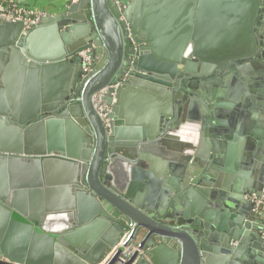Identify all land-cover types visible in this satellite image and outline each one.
Returning <instances> with one entry per match:
<instances>
[{
  "label": "water",
  "instance_id": "obj_1",
  "mask_svg": "<svg viewBox=\"0 0 264 264\" xmlns=\"http://www.w3.org/2000/svg\"><path fill=\"white\" fill-rule=\"evenodd\" d=\"M259 5L260 0H70L65 13L41 15L30 27L23 21L1 22L0 264H99L106 258L105 264H212L216 257L246 252L249 243L238 232L255 218L254 229L262 236L264 214L253 211L245 196L256 193L264 199V190L241 186L224 199L208 185L209 171L199 170V163L186 169L151 153L157 150L164 118L170 130L180 124V118L168 119L173 98L180 99L167 90L176 86L172 79L178 69L187 63L189 74L198 66L207 73L210 60L252 54ZM86 51L92 60L89 72L80 57ZM119 79L127 85L109 88ZM75 81L80 83L76 90ZM132 86L161 100L155 132L144 138L119 120L132 106ZM74 91L77 99L70 101ZM197 105L207 112L196 97L187 108ZM124 133L135 136L122 148ZM154 138L155 143H140ZM125 171L127 179L163 191L161 204L149 206L134 198L130 191L138 186L123 184ZM58 185L87 200L92 215L112 225V236L99 246L101 256L95 258L83 244L80 223L51 226L42 217L50 206L44 205L41 191ZM173 191H191L199 207L171 215L163 203ZM208 192L214 199L208 205L223 212L219 220L204 210ZM257 232L252 238L261 249L264 242Z\"/></svg>",
  "mask_w": 264,
  "mask_h": 264
},
{
  "label": "crops",
  "instance_id": "obj_2",
  "mask_svg": "<svg viewBox=\"0 0 264 264\" xmlns=\"http://www.w3.org/2000/svg\"><path fill=\"white\" fill-rule=\"evenodd\" d=\"M13 1L23 5L40 17L41 15L58 16L65 13L70 0ZM77 1L73 0L74 3H77ZM232 86L234 92L228 88L220 93V97L226 99V103H230V108L215 110L213 111L215 113H212L210 117L213 123L216 122L217 124L219 121L217 126H219L220 131L217 135L213 131L214 140L209 145L214 146L216 151L208 145L204 147L202 142L200 144L198 125L191 124L190 120L188 123L184 122L185 115L188 116L189 108L182 116L183 119L181 118L179 127L167 130L165 136L163 127L160 131L161 137L159 140L155 141L154 138L153 140L140 142H156L158 151L152 152L154 155L151 153V156L159 157L164 162L168 160V162L176 163V165H183L186 169L189 166L193 167L194 162L196 165L199 163L198 166L207 169L206 172L209 171L210 180L208 185L215 186V194H223L224 199L235 196L237 189L241 186L251 185L258 190H264V79L255 77L254 72H250L248 69L245 78L241 81H233ZM236 88H241V91L237 92ZM132 89L136 92L132 95L134 97L131 96L134 99L129 102L132 106L126 111L127 117L121 118L119 116V120L128 129H136V131H132L134 134L137 132L135 135L138 134L140 138H144L155 132L153 121L161 117V113L157 115V106L161 103V100L158 94L144 90L141 87H133ZM200 112L201 108L199 107L190 110V117L193 116V113L198 115ZM22 115L23 112H20L19 116ZM216 124L215 128L213 127L214 130L218 128ZM159 128L161 130V127ZM133 136L125 133L121 135V139H119L120 146L123 148L124 145H130L133 142ZM159 150L162 151L159 152ZM205 161L208 162L204 163ZM179 167L182 168V166ZM123 172L119 171V174ZM176 181L179 183V176H177ZM50 188L51 191H41L44 205L48 203L50 206L49 211H43L42 217L48 219L51 226L67 225L71 220L80 223L82 229L85 230L82 236L83 244L89 247L95 258L101 256L102 252L99 246H103L108 237L112 236V225L108 223L109 221H99L98 215H92L91 203L82 197L80 198L76 195V192L63 191L60 185ZM130 192H134V198H140L144 203L148 201L149 206L161 204L160 201L163 199V191ZM208 195H210V192L206 195L208 202L205 203L207 208L204 210L206 213L211 214L213 220H219L222 218L223 212L217 211L212 207L213 205L211 207L208 205L210 201L214 203V199H211ZM178 197H180V211L188 206L197 207L194 200L196 196L193 199L189 196L184 198L183 191H176L170 196V199L175 198L176 200ZM245 203L244 205H247ZM227 221L225 220L226 226H228ZM111 224H113L112 221ZM250 224L251 227L244 226L243 232H238V236L242 235L243 239L248 241L250 245L246 247L247 251L238 256L234 253V256L220 260H217L216 257L212 264H261L264 259V247L261 246L262 248L259 249L254 245L259 243V240L252 238V234L257 232L254 228L258 222L254 218ZM73 228L77 229L78 227L73 226ZM257 233V238L264 242V229L260 232L262 236H259V232ZM238 244L239 242L234 241L231 245L237 247Z\"/></svg>",
  "mask_w": 264,
  "mask_h": 264
},
{
  "label": "flooded vegetation",
  "instance_id": "obj_3",
  "mask_svg": "<svg viewBox=\"0 0 264 264\" xmlns=\"http://www.w3.org/2000/svg\"><path fill=\"white\" fill-rule=\"evenodd\" d=\"M260 8L262 10L261 13L257 14V19L255 20L256 22L254 23V27L256 30V38H257V45L255 47V50L252 54L246 56V57H235L231 58L229 57H223L221 59H216L214 61L210 60L208 63L210 68H207V73H200L199 69L200 67L198 66V70H193L191 74L186 72V65L187 63L182 66L181 68L178 69L176 72L175 77L172 79V83H174V87H170L167 90L171 91L173 95L178 96L180 99L173 98V113L172 117L168 118L169 122H174L176 119H181L182 116L185 115L186 109L189 105L191 97H196L198 98L203 104L204 107L207 109V112H205L204 108L201 109L200 114L195 115L193 113V116L190 117V108H189V113L188 116L185 115L184 122H189L192 124L198 125V128L200 130V144L201 142L205 141L204 147L208 145L207 141L213 142V131H215V135L220 131L219 124L213 123L211 121V115L212 113L214 114L218 109H228L230 108V103H226V99H223V97H220V93L224 92L226 89L233 90L232 82L233 81H241L245 78L247 70L249 69L250 72H254L255 77H260L264 79V0H260ZM260 21V25H257V22ZM105 59L104 56L100 57L99 63L96 65V67ZM129 57L126 58V61H129ZM135 59L131 58L133 61ZM190 58H188L189 60ZM187 60V62H188ZM92 61V60H91ZM92 63V62H91ZM77 65H80V62L76 63ZM79 67V66H78ZM232 67V68H229ZM124 69V68H123ZM131 69V68H130ZM91 70V69H90ZM210 70V71H209ZM81 69L80 67L77 69L75 72V77L80 74ZM126 78V76L124 77ZM253 78V77H252ZM80 84L79 82L75 81L74 82V87L76 90L77 85ZM127 83L124 82V80H117L114 83H111L109 85V88L114 87L115 89L122 88L126 86ZM231 85V87H230ZM133 88V86H132ZM136 88V86H134ZM237 92L241 91V88L236 89ZM243 91V90H242ZM234 92V90H233ZM188 95V97L186 96ZM187 98V100H186ZM77 96H76V91H74L71 94V100L70 101H76ZM71 103V102H70ZM183 106L184 109H181V113L179 114L178 107ZM177 108V109H176ZM198 108V105H197ZM100 109V108H99ZM98 109V111H99ZM105 109V108H104ZM193 110V108H191ZM100 112V111H99ZM101 118L102 113H100ZM183 119V118H182ZM167 118H164V136L167 132V130L170 129L169 123L166 122ZM218 127L216 130L213 129L215 126ZM215 128V127H214ZM162 131V128L161 130ZM214 135V136H215ZM160 137L157 139L159 140ZM156 140V141H157ZM220 144V142H219ZM209 146V145H208ZM212 150L216 151L214 149V146H209ZM208 147V148H209ZM216 153V152H215ZM220 156V155H219ZM136 161V160H135ZM208 161H205L204 163H207ZM135 164V163H134ZM148 165L145 166L146 169ZM134 167V166H133ZM199 170H204V167L199 168ZM123 172V171H122ZM126 175H123L124 181L123 184H127V182L131 184L135 182V185L138 186V191L146 192L148 191L147 188V183H144L142 181H134L133 179H127V176L129 173L125 171ZM130 173L133 175L132 169L130 170ZM130 176V175H129ZM131 176V177H132ZM133 178V177H132ZM180 179V178H179ZM131 180V182H130ZM134 181V182H133ZM181 185H183V182H180ZM176 191H173L175 193ZM191 191H183L184 198L192 195L190 193ZM194 195V194H193ZM178 199H167V201H164V209L165 211H172L171 215H174V213L179 212L180 209V202ZM190 198V197H189ZM195 203H197V207H199V202H198V196L194 199ZM160 201V200H158ZM247 201V200H246ZM248 203H250L248 201ZM246 202V204H248ZM251 204V203H250ZM158 205V204H156ZM162 206V205H161ZM180 213V212H179ZM166 214L164 215V218H166ZM1 260H5L3 257Z\"/></svg>",
  "mask_w": 264,
  "mask_h": 264
},
{
  "label": "built area",
  "instance_id": "obj_4",
  "mask_svg": "<svg viewBox=\"0 0 264 264\" xmlns=\"http://www.w3.org/2000/svg\"><path fill=\"white\" fill-rule=\"evenodd\" d=\"M39 19V15L35 14L33 11L28 10L21 4L14 2L13 0H0V23L4 21L12 22H24L27 27H30L33 24H36ZM85 67L84 70L89 72L91 69V56L90 52L86 51L80 54ZM105 109L100 107L99 111L102 113V117L106 119V114L103 115ZM252 207L253 211L258 214H264V199L260 198L257 194H250L246 196ZM111 253L109 254V256ZM108 256V257H109ZM109 258L104 259L99 264H105Z\"/></svg>",
  "mask_w": 264,
  "mask_h": 264
}]
</instances>
